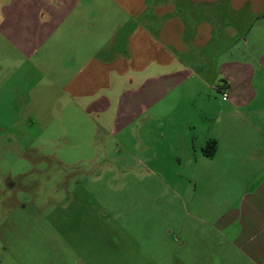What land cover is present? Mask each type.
Instances as JSON below:
<instances>
[{"label": "crops", "instance_id": "0c3cea01", "mask_svg": "<svg viewBox=\"0 0 264 264\" xmlns=\"http://www.w3.org/2000/svg\"><path fill=\"white\" fill-rule=\"evenodd\" d=\"M63 103L171 166L223 165L239 124L264 160V0H0V145L36 152ZM215 227L241 264H264V176Z\"/></svg>", "mask_w": 264, "mask_h": 264}, {"label": "rangeland", "instance_id": "374dc122", "mask_svg": "<svg viewBox=\"0 0 264 264\" xmlns=\"http://www.w3.org/2000/svg\"><path fill=\"white\" fill-rule=\"evenodd\" d=\"M223 104L213 97L202 106L212 114ZM55 108V118L40 122L36 152L0 145V177L16 180L13 189L1 186L0 264L242 263L215 224L264 176V160L250 150L256 134L247 137L239 124L223 142L239 152L226 148L223 165L185 168L167 163L168 153L120 145L68 103L62 113ZM205 126L197 121V131ZM159 155L163 162L153 159Z\"/></svg>", "mask_w": 264, "mask_h": 264}, {"label": "built area", "instance_id": "2783aa9c", "mask_svg": "<svg viewBox=\"0 0 264 264\" xmlns=\"http://www.w3.org/2000/svg\"><path fill=\"white\" fill-rule=\"evenodd\" d=\"M227 99V95H224V100H226Z\"/></svg>", "mask_w": 264, "mask_h": 264}]
</instances>
